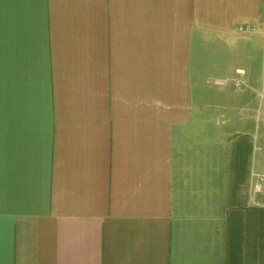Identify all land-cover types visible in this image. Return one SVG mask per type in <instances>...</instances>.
I'll return each instance as SVG.
<instances>
[{"label": "crops", "instance_id": "obj_1", "mask_svg": "<svg viewBox=\"0 0 264 264\" xmlns=\"http://www.w3.org/2000/svg\"><path fill=\"white\" fill-rule=\"evenodd\" d=\"M247 23L264 28V0H0V264H264L253 102L228 199L217 178L215 209L181 206L179 136L204 84L195 42L243 35L231 76L244 70L253 100Z\"/></svg>", "mask_w": 264, "mask_h": 264}, {"label": "rangeland", "instance_id": "obj_2", "mask_svg": "<svg viewBox=\"0 0 264 264\" xmlns=\"http://www.w3.org/2000/svg\"><path fill=\"white\" fill-rule=\"evenodd\" d=\"M259 33H253V100L245 99L241 87L232 89L219 87L211 80H217L218 76H227L225 79L232 80L231 76L234 65L244 61L242 52L237 53L231 48L244 45L245 37L236 38V43L219 37L212 33H202L195 42V60L199 66L198 76L203 80V95L196 110V121L191 127L183 128L178 142L179 155L182 156L184 171L185 193L187 200L181 204L183 209H215V201H211V192L217 191L218 186H208L210 182H216L222 178L226 185L224 192L228 199V193L232 190L233 172L230 163L233 158V148L237 135L242 131H248L240 123L239 113L250 111L248 103L253 102V140L256 134L260 135L258 144H262L264 121L258 119L259 99L258 94L264 83V68ZM238 40V41H237ZM263 45V44H262ZM229 75V76H228ZM262 83V84H261ZM257 96V97H256ZM244 103V104H243ZM247 106V108L245 107ZM243 106V109H242ZM243 113H242V110ZM253 165L259 172L264 173V155L261 151H254L253 141ZM202 168V169H201ZM209 168V169H207ZM214 168V170H213ZM219 168V170H218ZM221 172L224 173L223 177ZM217 178H220L217 180ZM220 186V191L222 192ZM197 194L196 196H194ZM201 195V196H200ZM194 199L201 202H195ZM210 200L206 202L204 200ZM264 211L253 207V211Z\"/></svg>", "mask_w": 264, "mask_h": 264}, {"label": "built area", "instance_id": "obj_3", "mask_svg": "<svg viewBox=\"0 0 264 264\" xmlns=\"http://www.w3.org/2000/svg\"><path fill=\"white\" fill-rule=\"evenodd\" d=\"M237 30L242 33L253 34V33H263L264 28H260L257 24H240L237 27ZM263 68H264V56H263ZM239 76L233 78L232 80L228 79H217L213 82L219 85H231L234 88H239L244 85V70H239ZM259 99V110H258V119L264 121V83L258 94ZM264 139V132L262 134ZM260 135L256 134L254 136V151H261L264 155V143L258 144ZM248 198L249 204L253 207L264 208V173L259 172L256 168H252L250 173V184L248 189Z\"/></svg>", "mask_w": 264, "mask_h": 264}]
</instances>
